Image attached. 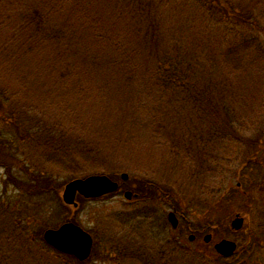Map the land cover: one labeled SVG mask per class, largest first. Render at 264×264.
<instances>
[{"label": "rangeland", "instance_id": "1", "mask_svg": "<svg viewBox=\"0 0 264 264\" xmlns=\"http://www.w3.org/2000/svg\"><path fill=\"white\" fill-rule=\"evenodd\" d=\"M91 1L99 11L117 10L114 4L106 7L113 0ZM218 6L250 17L249 31L264 40V27L252 18L262 5L253 0H154L148 11L122 10L142 17L126 19L122 27L141 31L144 44L135 46L130 64L113 67L104 57L114 53L104 50L90 56L99 91L95 108L103 117L90 125L98 134L94 137L81 132L83 121L72 126L69 120L29 109L0 79V89L6 91L0 94V264H143V259L166 264L164 252L167 264H264V66L240 75L222 69L218 54L225 49V26L230 24L218 23L212 14ZM148 15L156 22L151 28ZM213 20L219 27H213ZM176 46L180 52L174 54ZM161 67L168 74V68L176 71L178 92L170 95L173 86L161 82L170 80L158 75ZM182 74L194 89L181 85ZM86 148L99 151L87 164L79 157ZM41 149L70 157L78 169L54 167L38 154ZM122 173L129 175L125 183ZM92 175L119 181L122 193L93 200L80 196L77 208L64 204L65 186ZM128 188L144 194L146 201L128 203L123 195ZM140 201L161 208L162 222L172 205L179 209L180 225L174 229L167 222L165 243H156L162 238L157 221L138 233L117 227L114 216L141 206L136 204ZM7 202L23 229L12 232L4 226L8 220L12 224L4 213ZM236 215L244 218L239 231L232 228ZM68 222L93 237L86 262L57 259L58 251L42 242L48 229ZM208 234L212 241L205 243ZM223 239L237 244L229 259L215 250Z\"/></svg>", "mask_w": 264, "mask_h": 264}, {"label": "trees", "instance_id": "2", "mask_svg": "<svg viewBox=\"0 0 264 264\" xmlns=\"http://www.w3.org/2000/svg\"><path fill=\"white\" fill-rule=\"evenodd\" d=\"M113 1L106 7L114 4L113 7L117 10L108 13L106 9L99 11L98 6L91 0H0V79L3 82L7 81L10 93L14 96L18 93L21 99L30 105L29 109L32 107L34 110L36 107L53 117L69 120L72 126L83 121L81 131L83 134L93 137L98 135L90 126L95 119H103L100 110L95 108L99 91L96 74L90 67L95 59L93 56L90 62V56L97 50H104L114 53H111L113 58L104 57L113 67L123 62L130 64L135 46L144 44L143 34L141 31L137 33L130 26L122 25L127 23L126 19L136 21V18L141 20L142 17L139 14H126L122 10L130 8V5L133 11L140 13L143 7L145 11L154 8V0ZM256 3L262 7L259 8V16L252 18L259 19L261 27H264V0H253V4ZM216 8L218 10L210 12L217 15L215 18L218 23L224 20L223 22L230 24L225 26L223 40L225 49L220 48L218 54L222 69L234 75L261 69L264 66V40L261 35L249 31L253 25L252 19L250 17L245 19L237 12L229 11L225 6ZM153 19V15L146 18L151 24L150 28L156 23ZM216 20L211 22L214 26L209 24L211 28L219 27V24L215 23ZM140 36L142 42L138 41ZM179 52L176 46L174 54ZM168 70L170 74L167 68H158V75L162 74L170 79L161 82L164 85L168 82L173 86L169 91L171 95L178 92L180 83L176 82V71L172 72V67ZM181 76V80L178 81L182 82V86L188 89L195 88L194 83L189 84L191 80L183 74ZM0 94H6V91L2 88ZM186 97L195 100L189 95ZM98 152L86 148L85 151H81L79 157L87 164L92 162ZM38 154H41L46 162L55 165L54 167L64 170L78 169L70 157L61 158L54 150L41 149ZM21 188L32 194L30 188L22 185ZM134 194L137 198L143 199V202L146 201L144 194L137 191H134ZM143 202L136 203L141 206L129 212L117 213L114 216L118 222L117 227L138 233L142 228L148 231V225L157 221V225L160 226L158 228L162 230V238L156 243L162 240L165 243L170 226L167 221H161L162 209L153 204L147 206ZM9 203L7 202V210L4 213L11 217L12 224H8V218L4 226H11L8 231L12 232L16 231L13 229H23L19 214H16L15 207ZM172 208L179 212L176 206L172 205ZM25 223L30 222L27 220ZM10 244L13 246V239ZM167 244L170 245V242ZM173 249L177 250L175 246ZM164 253L161 259L164 258L167 264L168 254ZM57 254V259L71 257L59 252ZM143 264H147V259L146 261L143 259Z\"/></svg>", "mask_w": 264, "mask_h": 264}, {"label": "water", "instance_id": "3", "mask_svg": "<svg viewBox=\"0 0 264 264\" xmlns=\"http://www.w3.org/2000/svg\"><path fill=\"white\" fill-rule=\"evenodd\" d=\"M123 180L128 179L127 174L122 175ZM119 189V184L113 181L106 175H92L85 179H75L68 183L64 189L63 201L66 205L78 207L76 199L81 196L85 199H96L103 196L113 194ZM125 198L130 200L132 193L130 191L125 193ZM168 220L172 228L177 229L179 220L175 213L171 212L168 215ZM244 225V218L237 215L232 221V228L235 231L242 229ZM190 241L195 240V236L189 237ZM211 235L204 238L205 243H210ZM44 241L57 251L74 256L79 261L84 262L88 260L93 250V238L80 226L68 222L63 224L58 229H49L44 234ZM216 252L223 258H231L237 250V244L231 240L223 239L215 245Z\"/></svg>", "mask_w": 264, "mask_h": 264}, {"label": "flooded vegetation", "instance_id": "4", "mask_svg": "<svg viewBox=\"0 0 264 264\" xmlns=\"http://www.w3.org/2000/svg\"><path fill=\"white\" fill-rule=\"evenodd\" d=\"M129 180V178L127 179V180H121L123 183H125V182H127ZM118 183H119V189H118V191H117V193H122V189H123V185H121V183L118 181ZM127 191H130V189L128 188V189H126V190H124V192H123V195H125V193L127 192ZM116 193V194H117ZM131 193H132V198L130 199V200H128V203H130V204H132V201L134 200V198L136 199L137 198V195H135L132 191H131ZM160 209V208H159ZM171 212H173V213H175V215L177 216V214H176V211L173 209V211H171ZM170 213V212H169ZM168 213V214H169ZM168 217V216H167ZM178 218V217H177ZM167 222H168V220H167ZM195 236V235H194ZM196 239H197V237L195 236V241H196Z\"/></svg>", "mask_w": 264, "mask_h": 264}, {"label": "bare ground", "instance_id": "5", "mask_svg": "<svg viewBox=\"0 0 264 264\" xmlns=\"http://www.w3.org/2000/svg\"><path fill=\"white\" fill-rule=\"evenodd\" d=\"M79 226V225H78ZM82 228V227H81Z\"/></svg>", "mask_w": 264, "mask_h": 264}]
</instances>
